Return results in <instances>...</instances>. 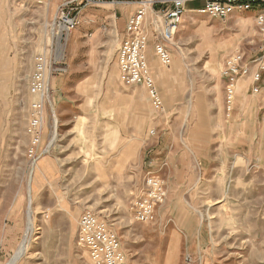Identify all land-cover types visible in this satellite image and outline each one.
<instances>
[{"label": "rangeland", "instance_id": "1", "mask_svg": "<svg viewBox=\"0 0 264 264\" xmlns=\"http://www.w3.org/2000/svg\"><path fill=\"white\" fill-rule=\"evenodd\" d=\"M70 1L0 0V264L27 240L18 264H93L77 243L85 211L117 235L127 264H264V72L253 82L252 63L258 10L225 20L188 11L170 67L151 38L158 110L144 85L121 83L118 66L127 23L146 0L78 2L72 16L81 24L62 35L60 59L58 23ZM239 54L249 73L228 105L224 73ZM38 60L44 94L33 90ZM246 93L259 106H243ZM35 104L43 107L36 162L27 132ZM148 175L161 182L164 201L146 225L131 207Z\"/></svg>", "mask_w": 264, "mask_h": 264}, {"label": "built area", "instance_id": "2", "mask_svg": "<svg viewBox=\"0 0 264 264\" xmlns=\"http://www.w3.org/2000/svg\"><path fill=\"white\" fill-rule=\"evenodd\" d=\"M89 5H101L113 0H71L61 9V17L58 23V30L62 35H69L74 32L81 24L78 14L72 16L76 11L78 2ZM203 3V7L197 11L198 14L208 15L212 18L221 20L227 19L236 11L258 10L257 25L261 34L259 55L253 64L259 69L253 74V82L256 84L261 81V74L264 72V0H146L140 2V8L132 16L126 27V38L118 49V66L120 70V81L123 85L137 86L144 85L148 91L153 106L163 109V100L151 77L147 64V49L151 38L155 41V53L165 67L172 65V57L169 47L173 44L190 3ZM72 7L68 15L64 9ZM151 14V16H149ZM150 17L152 20H149ZM151 32H150V31ZM244 55L239 54L227 62L224 73L228 80L226 97L228 105H232L238 78L248 75L249 68L243 64ZM44 63L38 60V70L33 80V90L44 94L47 92L45 77L42 72ZM258 93V88L252 90ZM34 114L27 129L31 136V149L29 158L36 162L38 148L41 143L43 126L41 104H35ZM144 187L141 189L140 197L131 207V212L136 213V220L143 224H150L155 221L156 207L163 203L164 193L161 182L148 175ZM77 243L79 247L85 249L93 264H127V259L121 248V242L111 228L100 219L99 216L91 211H85L78 223Z\"/></svg>", "mask_w": 264, "mask_h": 264}, {"label": "bare ground", "instance_id": "3", "mask_svg": "<svg viewBox=\"0 0 264 264\" xmlns=\"http://www.w3.org/2000/svg\"><path fill=\"white\" fill-rule=\"evenodd\" d=\"M190 14V13H189ZM240 24L242 23L244 26L245 25H247L248 23L247 22H243V21H238ZM58 39L59 40H57L58 41V49H57V51H58V56H59V58L60 59H63L64 58V55H65V51H66V45H61V43H60V40H61V37H62V32H61V30H59V32H58ZM229 43V42H228ZM229 45V44H228ZM224 47V46H223ZM174 70H176V67H175V69ZM164 72H161V74H163ZM55 113V112H54ZM56 123V122H55ZM59 123V122H58ZM55 127V126H54ZM56 129V128H55ZM56 132V131H55ZM57 133V132H56ZM55 134V133H54ZM56 135V134H55ZM54 137V136H53ZM51 145V144H50ZM50 149V148H49ZM48 151V150H47ZM31 183V182H30ZM30 207L31 206H29V209H30ZM31 215H32V210L29 212V223H28V231L29 232H31L32 231V229H33V221H32V219H31ZM33 232V231H32ZM27 240V239H26ZM28 241V240H27ZM27 241H24L23 243H27ZM26 243H25V245H23V247L21 248V250L17 253V254H15V256L12 258V260L10 261V263L9 264H18V262L21 260V258L24 256V254H25V251H26V248H27V245H26Z\"/></svg>", "mask_w": 264, "mask_h": 264}, {"label": "crops", "instance_id": "4", "mask_svg": "<svg viewBox=\"0 0 264 264\" xmlns=\"http://www.w3.org/2000/svg\"><path fill=\"white\" fill-rule=\"evenodd\" d=\"M199 2H195V3H190V4H198ZM189 4V5H190ZM200 4V3H199ZM188 5V6H189ZM188 6H187V11H197V10H199V9H201V8H196V9H194V8H188ZM123 39H124V35H123V37L121 38V40L123 41ZM117 51H118V49H117ZM246 83L247 82H244L242 85H244V86H241L242 88H244L245 87V85H246ZM240 87V86H239ZM245 89V88H244ZM248 91H250V86L248 85ZM247 91V92H248ZM255 95L253 94L252 96H249V95H247V93H246V96H244L243 97V99H242V101L244 102V104H243V106L244 105H248V106H250V105H253L254 103H258V106H259V99H257V101L255 100V98L256 97H254ZM262 102H264V98H263V100H262ZM236 104V103H235ZM260 108V107H259ZM196 109H198V108H196ZM199 111H200V107H199V109H198ZM132 152H128L127 154L129 155L127 158H124V160H123V162H122V171H124V170H126L127 168H129V166L131 165L130 164V160H131V158H132V154H131ZM132 163H135V162H133L132 161Z\"/></svg>", "mask_w": 264, "mask_h": 264}]
</instances>
